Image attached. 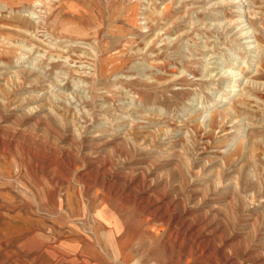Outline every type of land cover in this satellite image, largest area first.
I'll return each instance as SVG.
<instances>
[{"label":"rangeland","instance_id":"1","mask_svg":"<svg viewBox=\"0 0 264 264\" xmlns=\"http://www.w3.org/2000/svg\"><path fill=\"white\" fill-rule=\"evenodd\" d=\"M12 1L0 264H264V0Z\"/></svg>","mask_w":264,"mask_h":264},{"label":"bare ground","instance_id":"2","mask_svg":"<svg viewBox=\"0 0 264 264\" xmlns=\"http://www.w3.org/2000/svg\"><path fill=\"white\" fill-rule=\"evenodd\" d=\"M5 1V4L6 3H8V2H10V3H13V1L12 0H4ZM247 0H233V3H235L236 4V9L239 11V13H240V17H244V15H245V11L243 10V6H245V7H249V5H250V3L248 2L247 4H245V2H246ZM231 3H232V0H231ZM236 10V11H237ZM246 23V25L248 26V28L245 30V32H243V34L242 35H244V39L245 40H247V39H249V38H254V36L252 35V33H253V30H252V27L250 26V25H248V23L247 22H245ZM249 32H251L250 33V36H247L248 35V33ZM252 35V36H251ZM252 43H255V40L254 41H248L247 42V44H248V48H251V49H253V48H255L256 47V45L255 46H253V47H251V45H252ZM247 50H249V49H247ZM256 52V50H254V53ZM256 55H257V53H256ZM257 57V56H256ZM233 76V75H232ZM248 82V81H247ZM240 82L239 81H237V79L236 80H234L233 81V84H231V85H229L228 87H227V92L228 93H236V92H240ZM240 88V89H239ZM245 94V93H244ZM245 135V134H244Z\"/></svg>","mask_w":264,"mask_h":264}]
</instances>
